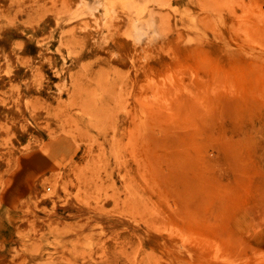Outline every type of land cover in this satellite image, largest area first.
<instances>
[{"label": "rangeland", "instance_id": "374dc122", "mask_svg": "<svg viewBox=\"0 0 264 264\" xmlns=\"http://www.w3.org/2000/svg\"><path fill=\"white\" fill-rule=\"evenodd\" d=\"M28 1L0 0V264H264V0Z\"/></svg>", "mask_w": 264, "mask_h": 264}, {"label": "bare ground", "instance_id": "6f19581e", "mask_svg": "<svg viewBox=\"0 0 264 264\" xmlns=\"http://www.w3.org/2000/svg\"><path fill=\"white\" fill-rule=\"evenodd\" d=\"M19 1H20V0H19ZM21 1H22V0H21ZM23 1H24V0H23ZM27 1H28V0H27ZM29 1H30V3H31V0H29ZM29 1H28V3H29ZM39 1H40V2H39V4H40V3H41V0H39ZM45 1H46V0H45ZM49 1H51V0H49ZM56 1H57V0H55V3H56ZM10 2H11V1H10ZM37 2H38V0H37ZM42 2H43V0H42ZM52 2H53V0H52ZM52 2H50V3L52 4ZM21 3H22V2H21ZM25 3H26V2H25ZM30 3H29V4H30ZM46 3L48 4L47 1H46ZM58 3H59V2H58ZM62 3H64V1H62ZM103 3H104V2H103ZM108 3H109V2H108ZM35 4H36V3H35ZM43 4H44V2H43ZM43 4H42V6H45V5H43ZM53 4H54V2H53ZM56 4H57V3H56ZM59 4H61V3H59ZM104 4H105V3H104ZM104 4H103V5H104ZM15 5H16V4H14V6H15ZM31 5H32V4H31ZM31 5H30V8L32 7ZM33 5H34V4H33ZM62 5L64 6V4H62ZM10 6H11V5H10ZM26 6H27V5H26ZM54 6H55V4H54ZM67 6H68V5L66 4V7H67ZM15 7H16V6H15ZM21 7H22V5H21ZM36 7H37V6H36ZM47 7H48V6H47ZM60 7H61V6H60ZM22 8H24V7H22ZM22 8H21V9H22ZM25 8H26V7H25ZM27 8H28V7H27ZM38 8L40 9L39 5H38ZM38 8H37V9H38ZM51 8H52V7H51ZM57 8H58V7H57ZM15 9H17V8H15ZM37 9H36V11H37ZM61 9H62V8H61ZM26 10H27V9H26ZM32 10H33V8H32ZM32 10H31V12H32ZM46 10H47V9H46ZM49 10H52V9H50V6H49ZM54 10H56V8H54ZM57 10H58V9H57ZM57 10H56V14H55V13H51V14H55V15H57V12L60 11V9H59L58 11H57ZM22 11H24V10H22ZM40 11H41V10H40ZM52 11H53V10H52ZM42 12H43V10H42ZM44 12H45V11H44ZM47 12H48V11H47ZM50 12H51V11H50ZM54 12H55V11H54ZM16 13H19V12H16ZM20 13H21V12H20ZM25 13H28V12H25ZM35 13H36V12H35V10H34V11H33V14L35 15ZM59 13H62V11L59 12ZM59 13H58V14H59ZM63 13H64V11H63ZM63 13H62V14H63ZM23 14H24V13H23ZM23 14H22V15H23ZM39 14H40V13H38V11H37V15H39ZM42 14H43V13H41V15H42ZM44 14H45V13H44ZM26 15H27V14H26ZM59 15H60V14H59ZM67 15H68V14H67ZM31 16H32V14H31ZM73 16H74V15H73ZM77 16H78V14H77ZM43 17H46V16L44 15ZM43 17H41V18H43ZM53 17H54V16H53ZM53 17H52V18H53ZM55 17H56V18H61V19H62V17H64V16H62V17H61V16H60V17L55 16ZM74 18H75V17H74ZM61 19H60L59 21H61ZM65 19L68 20V18H65ZM40 20H43V19H40ZM40 20H39V21H40ZM62 20H63V19H62ZM55 21H56V20H55ZM57 22H58V21H57ZM85 22H86V21H85ZM38 23H40V22H38ZM55 23H56V22H55ZM28 24H29V23H28ZM64 24H65V23H64ZM83 24H85V23H83ZM60 25H61V24H60ZM62 25H63V23H62ZM36 26H37V25H36ZM57 26H59V25H57ZM57 26H55V27H57ZM63 26H64V25H63ZM55 27H54V28H55ZM41 29H42V28H41ZM57 29H58V28H57ZM50 30H51V28H50ZM42 31H43V30H42ZM44 31H45V30H44ZM44 31H43V32H44ZM49 32H50V31H49ZM53 33H54V31H53ZM82 35H83V34H82ZM86 35H87V34H86ZM50 36H51V35H50ZM63 36H64V35H63ZM51 37H53V35H52ZM77 37H78V36H77ZM79 37H80V35H79ZM82 37H83V36H82ZM86 37L89 38L90 36L87 35ZM83 39H84V38H82V40H83ZM85 39H86V38H85ZM51 40H52V39H51ZM81 53H82V52H81ZM79 54H80V53H79ZM82 54H83V53H82ZM78 56H79V55H78ZM78 58H79V57H78ZM72 82H73V81H72ZM73 85H74V84H73ZM68 93H69V92H68Z\"/></svg>", "mask_w": 264, "mask_h": 264}]
</instances>
